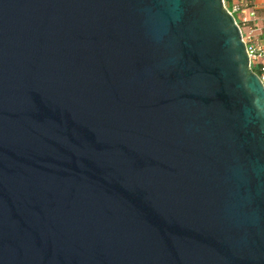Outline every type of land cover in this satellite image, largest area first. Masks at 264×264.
Here are the masks:
<instances>
[{
	"label": "water",
	"instance_id": "water-1",
	"mask_svg": "<svg viewBox=\"0 0 264 264\" xmlns=\"http://www.w3.org/2000/svg\"><path fill=\"white\" fill-rule=\"evenodd\" d=\"M0 264H264V86L222 0H0Z\"/></svg>",
	"mask_w": 264,
	"mask_h": 264
},
{
	"label": "built area",
	"instance_id": "built-area-1",
	"mask_svg": "<svg viewBox=\"0 0 264 264\" xmlns=\"http://www.w3.org/2000/svg\"><path fill=\"white\" fill-rule=\"evenodd\" d=\"M238 27L250 69L264 86V0H222Z\"/></svg>",
	"mask_w": 264,
	"mask_h": 264
}]
</instances>
